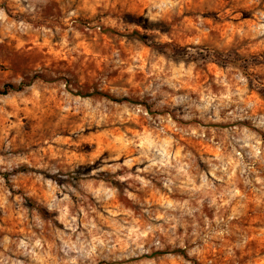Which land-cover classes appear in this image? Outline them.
<instances>
[{
  "label": "rangeland",
  "instance_id": "rangeland-1",
  "mask_svg": "<svg viewBox=\"0 0 264 264\" xmlns=\"http://www.w3.org/2000/svg\"><path fill=\"white\" fill-rule=\"evenodd\" d=\"M0 264H264V0H0Z\"/></svg>",
  "mask_w": 264,
  "mask_h": 264
},
{
  "label": "trees",
  "instance_id": "trees-1",
  "mask_svg": "<svg viewBox=\"0 0 264 264\" xmlns=\"http://www.w3.org/2000/svg\"><path fill=\"white\" fill-rule=\"evenodd\" d=\"M26 85H28V84H26ZM24 86H25V84H22V83L17 85V86L13 85V84H7L5 86V89L3 90L2 93L6 94V93H8V92H10L12 90H21V89H23ZM95 93L101 94V95H103V96H105V97H107V98H109V99H111L113 101H117V102H121V101H133L134 102V100H132L130 98H127V97L119 98V97L111 96V95H109L107 93H102V92H95ZM174 252H177V253L187 257L186 253H185V251L183 249H177V250H174Z\"/></svg>",
  "mask_w": 264,
  "mask_h": 264
}]
</instances>
